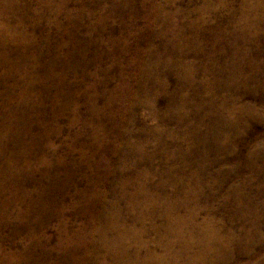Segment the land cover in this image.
Wrapping results in <instances>:
<instances>
[{"label":"rangeland","instance_id":"obj_1","mask_svg":"<svg viewBox=\"0 0 264 264\" xmlns=\"http://www.w3.org/2000/svg\"><path fill=\"white\" fill-rule=\"evenodd\" d=\"M158 7L175 14L168 26ZM30 9L41 10L36 0ZM32 13V128L12 169L1 159L0 264H111L102 229L118 215L145 250L163 255L170 243L173 254L180 245L160 210L176 201H185L176 213L198 206V220L211 219L229 241L203 264H264V94L246 79L264 47V0H64L45 20ZM16 78L18 92L21 69ZM245 232L254 240L247 254V240L233 238Z\"/></svg>","mask_w":264,"mask_h":264},{"label":"bare ground","instance_id":"obj_2","mask_svg":"<svg viewBox=\"0 0 264 264\" xmlns=\"http://www.w3.org/2000/svg\"><path fill=\"white\" fill-rule=\"evenodd\" d=\"M30 1L31 0H0V174L4 172L7 164V166H9L8 168L12 169L15 162V159L12 158L13 151L21 144V138H23L22 135L24 133L28 134L30 132L29 129L32 128V125L26 122V116L24 114L26 108L34 106L33 102L29 99L31 91L33 90L31 72L24 65V62L29 59L30 54H28L24 48L27 46L38 48L39 45L37 42L35 43L34 36L28 32L29 27L25 24V19L30 13H32V10L30 9ZM36 1L39 3L41 10L32 14H38L40 19L45 20L47 13L49 14L51 12L53 14H59L60 10L64 9V0H59V4L55 7H53L55 5V0ZM158 9L156 16L163 15L166 26H168L167 23L171 21L175 14L169 13L164 9H161V7H158ZM81 12H79V15H82ZM197 24L198 23H192L191 26L196 27ZM259 28L260 26L255 28L257 35L260 34L258 31ZM32 30L34 29L32 28ZM181 33L183 34L182 31L173 32L174 39L171 45L175 51L182 49L183 36ZM195 42L196 38L193 37L189 44H194ZM41 53L42 52L40 51V54H37L36 57H41ZM31 59H33L32 55ZM252 65L254 68L253 73L246 76V79H253L256 81V86L260 88V90L263 89L262 92L264 94V82L260 79L264 78V47L258 48L256 51V58ZM20 69L22 70L25 84L23 89L17 92L16 89L18 82L16 73L20 71ZM143 72L149 80H152L157 74L155 69H152L147 65L143 69ZM1 81L6 82L7 85L5 89H2ZM3 93L6 95V101L2 103L1 96ZM16 100H18L21 106L20 109L15 106ZM252 117H255V119H262V116L259 114H254ZM22 121H25L26 123L24 130L21 132L20 124ZM217 133L218 132L216 131L213 132V142L217 141ZM2 155H4L7 160L5 166H3L1 160L3 159ZM139 192L140 191L132 196V206H135L137 203ZM187 196V202L190 199L192 200L193 197L190 198L191 195L186 193L184 197ZM184 202L185 201H176L175 203H170L164 210H160L156 199L152 202L154 203V208L162 211L161 215L163 217V226L165 225V230L167 229L172 233L173 236L177 238V242L180 245V248L175 250L173 254L171 249L174 244L169 245L170 243L166 246L165 254L163 255L158 252H149L145 250L146 247H149L147 244L148 242L146 244H140L135 238L137 237V232H132V228L124 227L123 222L120 221V215H118V218L106 217V227L102 229V244L106 250V254L112 255L110 261L111 264H184L185 260L183 262L181 258L183 257V254L191 251L192 244L194 243L198 244L199 249L191 254V257L188 258L186 264H203L205 259L212 254H215L213 257L215 256L216 259L222 257V250L227 249L225 242L229 241L226 240L224 234H222L219 229L215 228L216 226L211 219L205 218L203 221L198 220V206L191 208L187 214L176 213L175 211L177 209L185 206ZM243 211L244 210H239L238 212H240V215H243ZM233 217L230 218V221L234 219ZM109 228L117 231V234L113 239L106 237ZM186 231L191 235L192 241H185ZM129 235L134 239L136 245L131 239L128 240L130 238ZM233 238H236V240L245 238V240H247V244L244 248L241 244L242 252L247 254L250 249H252V241L254 240L253 236L249 233L245 232L239 238L235 236H233ZM229 239L232 238L229 237ZM128 241L133 243L132 253L129 250L130 246L127 247ZM191 242L193 243L191 244ZM142 251H145L143 257L140 256ZM10 260H15V258ZM92 263L96 262L92 261ZM72 264H81V258L74 259Z\"/></svg>","mask_w":264,"mask_h":264}]
</instances>
